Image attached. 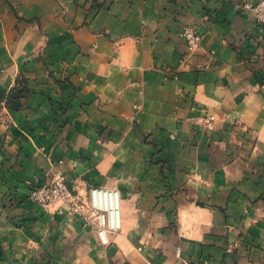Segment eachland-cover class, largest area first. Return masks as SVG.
<instances>
[{
	"label": "crops",
	"instance_id": "0c3cea01",
	"mask_svg": "<svg viewBox=\"0 0 264 264\" xmlns=\"http://www.w3.org/2000/svg\"><path fill=\"white\" fill-rule=\"evenodd\" d=\"M244 1L0 0V264H264V28ZM58 174L68 200L31 199ZM97 187L120 192L109 245L76 208Z\"/></svg>",
	"mask_w": 264,
	"mask_h": 264
},
{
	"label": "built area",
	"instance_id": "2783aa9c",
	"mask_svg": "<svg viewBox=\"0 0 264 264\" xmlns=\"http://www.w3.org/2000/svg\"><path fill=\"white\" fill-rule=\"evenodd\" d=\"M243 10H249L256 16L264 28V0H246L242 4ZM183 36L190 53H197L202 46V36L195 26H188ZM210 118L208 126H211ZM68 180L64 174H58L49 183L35 186L30 197L34 201L48 206L56 204L70 197ZM81 213L86 225L97 231L103 245L110 244V236L122 230L121 197L116 189L107 187L91 188L89 196L76 207Z\"/></svg>",
	"mask_w": 264,
	"mask_h": 264
},
{
	"label": "trees",
	"instance_id": "16d2710c",
	"mask_svg": "<svg viewBox=\"0 0 264 264\" xmlns=\"http://www.w3.org/2000/svg\"><path fill=\"white\" fill-rule=\"evenodd\" d=\"M15 91V90H14ZM27 90H26V88L24 87V89H22V90H16V94H14V92H12V96H13V98H12V103H11V105L12 106H14V107H18L20 104H21V97H25L27 94ZM7 105H10L9 104V100H7Z\"/></svg>",
	"mask_w": 264,
	"mask_h": 264
},
{
	"label": "rangeland",
	"instance_id": "374dc122",
	"mask_svg": "<svg viewBox=\"0 0 264 264\" xmlns=\"http://www.w3.org/2000/svg\"><path fill=\"white\" fill-rule=\"evenodd\" d=\"M83 201H84V200H83ZM79 203H81V201H80ZM78 217H79L80 219H82V215H80L79 213H78Z\"/></svg>",
	"mask_w": 264,
	"mask_h": 264
}]
</instances>
